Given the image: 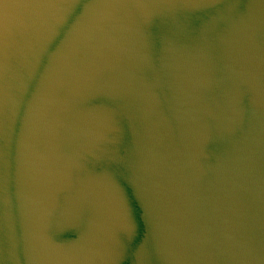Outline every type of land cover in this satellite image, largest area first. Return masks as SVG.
<instances>
[{"label": "water", "instance_id": "obj_1", "mask_svg": "<svg viewBox=\"0 0 264 264\" xmlns=\"http://www.w3.org/2000/svg\"><path fill=\"white\" fill-rule=\"evenodd\" d=\"M0 264H264V0H0Z\"/></svg>", "mask_w": 264, "mask_h": 264}]
</instances>
